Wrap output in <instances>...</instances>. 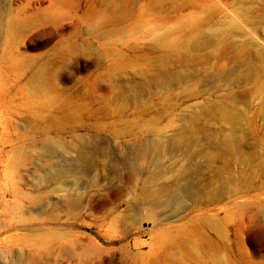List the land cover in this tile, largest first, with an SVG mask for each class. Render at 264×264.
<instances>
[{
	"label": "rangeland",
	"instance_id": "obj_1",
	"mask_svg": "<svg viewBox=\"0 0 264 264\" xmlns=\"http://www.w3.org/2000/svg\"><path fill=\"white\" fill-rule=\"evenodd\" d=\"M0 141L2 264H264V0H0Z\"/></svg>",
	"mask_w": 264,
	"mask_h": 264
},
{
	"label": "bare ground",
	"instance_id": "obj_2",
	"mask_svg": "<svg viewBox=\"0 0 264 264\" xmlns=\"http://www.w3.org/2000/svg\"><path fill=\"white\" fill-rule=\"evenodd\" d=\"M81 158H83V156L81 155ZM66 170V169H65ZM67 171V170H66ZM15 170L13 168V164H12V161L11 159L8 157L7 153L5 152V149L3 147V145L1 144V141H0V192L1 191H13L12 189V184L14 182V179L16 178V174H15ZM50 179V178H49ZM48 179V180H49ZM11 187V188H10ZM2 194V193H1ZM8 194V193H7ZM13 194V193H12ZM1 197V196H0ZM4 201V200H3ZM5 228V227H4ZM9 228V227H8ZM11 228V227H10ZM2 229V228H1ZM0 229V231H1ZM6 229V228H5ZM4 231V230H3ZM11 234V233H10ZM10 234H8L10 236ZM12 234H15L12 232ZM5 236V235H4ZM3 236V237H4ZM7 236V234H6ZM5 236V237H6ZM17 236V235H15ZM14 236V237H15ZM12 237V236H11ZM20 238V237H19ZM14 240V238H9V237H6V238H2L0 239V246L2 247L3 246V249L1 252L3 251H7V248L9 247V245L12 243V241ZM15 240H17L15 238ZM19 240V239H18ZM17 244V242H16ZM15 245V244H14ZM13 246V244H12ZM11 249V248H10ZM9 249V250H10ZM23 250V249H22ZM14 251H16V249H14ZM9 252V251H8ZM15 253V252H14ZM19 253V252H17ZM9 254V253H8ZM7 254V255H8ZM23 255V254H22ZM9 256V255H8ZM12 256V255H11ZM10 256V257H11ZM22 257V256H21ZM6 258V257H5ZM13 258V257H11ZM15 258L16 255H15ZM19 259V258H18ZM10 260V259H9ZM17 260V259H16ZM6 261V260H5ZM18 261V260H17ZM19 261H22V260H19ZM1 264L4 263V262H0ZM8 263V262H7ZM22 263V262H20ZM6 264V263H5ZM15 264V263H14Z\"/></svg>",
	"mask_w": 264,
	"mask_h": 264
}]
</instances>
